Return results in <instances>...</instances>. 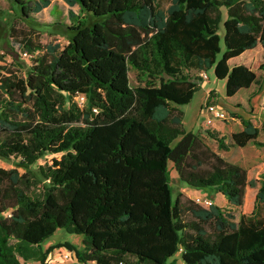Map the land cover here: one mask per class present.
Segmentation results:
<instances>
[{
	"label": "trees",
	"instance_id": "1",
	"mask_svg": "<svg viewBox=\"0 0 264 264\" xmlns=\"http://www.w3.org/2000/svg\"><path fill=\"white\" fill-rule=\"evenodd\" d=\"M8 1L17 14L9 36L42 53L25 71L0 67V158L36 166H0V264L43 262L51 248L33 246L60 227L83 236L81 250L66 244L83 263L176 264L168 258L179 252L183 264H264V158L227 161L184 130L178 107L199 88L191 70L213 68L226 96L259 83L264 0H171L166 9L158 0H65L78 13H67L66 43L49 47L23 27L32 0ZM50 1L32 2V12ZM257 47L259 57L236 62ZM130 68L143 83L130 84ZM236 117L233 145L264 146V125ZM205 134L220 150L231 145L215 129ZM169 162L189 186L221 193L238 220L215 204L185 205L181 193L172 200Z\"/></svg>",
	"mask_w": 264,
	"mask_h": 264
},
{
	"label": "rangeland",
	"instance_id": "2",
	"mask_svg": "<svg viewBox=\"0 0 264 264\" xmlns=\"http://www.w3.org/2000/svg\"><path fill=\"white\" fill-rule=\"evenodd\" d=\"M37 0H32V2ZM29 3V16L28 20L23 22L25 29H34L30 26V22L33 23L34 31H38L40 34V43H52L64 45L66 43L65 26L68 22L67 16L63 13L64 8L55 2L54 9H50V5L44 7L39 12H32L33 4ZM171 0H158V5L166 9ZM56 8L59 12L56 11ZM225 12V9H223ZM35 15V16H34ZM225 17V16H224ZM17 18V14L12 11L10 2L8 0H0V67L1 65L12 64L14 67L25 71L29 65L31 58L24 56L22 52L25 50L22 48L16 40L9 36V25L11 21ZM19 21V20H18ZM220 35L223 34V27L220 26ZM223 50V44L221 43ZM260 50L256 49L245 52L239 57L236 62H243L249 64L253 56L259 57ZM33 56L38 53H32ZM221 53L219 54V56ZM6 63V64H5ZM191 78L195 80L199 88L194 93L190 102L179 105L178 107L183 112L182 126L185 131H191L200 134L205 142L219 155L229 162L236 163L240 166H249L258 160L264 158V146H255L246 144L244 146L233 145L231 139V133L242 129L241 121L236 115L242 116L245 119H249L253 125L261 127L264 125V72L256 70V75L259 81V85L252 84L249 89H240L233 96H226L225 94V79H217L213 73V68H209L205 71L198 72L196 70L190 71ZM129 82L131 85H137L143 83L141 76L137 75V72L132 68L128 71ZM214 104L218 109H223L226 112V119H218L207 111V106ZM215 129L220 133H223L227 137V143L231 144L228 150H220L217 148L216 142L206 136L205 131ZM258 140H264V133L261 131L258 135ZM50 154L46 155L44 160L49 159ZM0 166L5 168L15 167L19 172L27 170L35 171V165H27L20 162L19 158L11 157L8 159L0 158ZM169 187L171 190L172 200L176 195L181 193V199L185 205H188V200H192L193 196H208L212 199L213 204L220 206L227 214L233 215L235 220L239 218L238 209L231 205L227 199L221 194L216 193L212 189H197L189 186L183 180L179 179L176 171L173 169L171 162L167 164ZM39 186L34 187L35 191H38ZM264 214V205L259 206V215ZM183 218L190 220L193 217L188 211H184ZM83 236L81 234L67 232L64 228H57L52 235L43 240L38 247L42 252L50 249L55 251H68L70 249L66 244H70L76 250L83 249L82 243ZM54 257H58V254H54ZM175 260L176 264H183L180 253L177 252L168 258V262ZM23 260L20 259V262ZM30 264H39L37 260H28ZM68 261L67 264H95L92 262L87 263H75Z\"/></svg>",
	"mask_w": 264,
	"mask_h": 264
},
{
	"label": "built area",
	"instance_id": "3",
	"mask_svg": "<svg viewBox=\"0 0 264 264\" xmlns=\"http://www.w3.org/2000/svg\"><path fill=\"white\" fill-rule=\"evenodd\" d=\"M22 54L24 56L32 57V54L23 51ZM77 102L79 105H82L84 102V96L83 95H78L76 96ZM96 110V109H94ZM207 111L210 112L213 117L218 118V119H226L227 115L226 112L223 109H218L214 104H210L207 106ZM193 200L198 203L199 205L203 207H210L213 205V201L211 198L208 196H193ZM58 254V257H54V254ZM75 262V263H80L79 261H76L71 252L68 251H55L54 249L48 254V257L46 260L43 262L39 261V264H67L68 261ZM21 264H30L29 261H22Z\"/></svg>",
	"mask_w": 264,
	"mask_h": 264
},
{
	"label": "crops",
	"instance_id": "4",
	"mask_svg": "<svg viewBox=\"0 0 264 264\" xmlns=\"http://www.w3.org/2000/svg\"><path fill=\"white\" fill-rule=\"evenodd\" d=\"M55 2H58V4H60L63 8H64V11H63V13H65L66 14V16H67V21L66 20H63L64 22H68L69 21V18H68V11L69 10H72L75 14L76 13H78V10H79V6L77 5V4H75V5H69L65 0H51L50 1V3H49V5L51 6L50 7V9L52 10V9H54V6H55ZM48 5V6H49ZM59 10V9H58ZM57 10V8H56V11L57 12H59ZM35 16V15H34ZM28 22H29V20H28ZM30 25H32V27H33V23H31L30 22ZM33 28H35V27H33ZM36 29V28H35ZM38 32V31H37ZM39 33V32H38ZM39 41V40H38ZM41 44H43V45H46V47H49V43H41ZM37 53H42V50L41 51H36ZM6 64V63H5ZM13 66V65H12ZM258 83V82H257ZM256 84V83H255ZM260 83H258L257 85H259ZM252 86V85H251ZM251 86L249 87V88H251ZM248 88V89H249Z\"/></svg>",
	"mask_w": 264,
	"mask_h": 264
}]
</instances>
